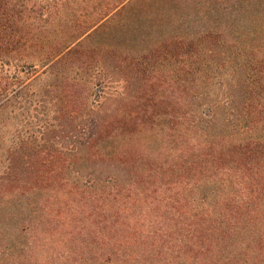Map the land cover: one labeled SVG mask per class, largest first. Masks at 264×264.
I'll list each match as a JSON object with an SVG mask.
<instances>
[{"label":"trees","instance_id":"obj_1","mask_svg":"<svg viewBox=\"0 0 264 264\" xmlns=\"http://www.w3.org/2000/svg\"><path fill=\"white\" fill-rule=\"evenodd\" d=\"M140 1L0 0V123L21 89L50 76L56 112L71 136L79 129L71 150L81 156L67 166L88 169L59 178L65 162L38 157L36 172L54 166L48 200L67 210L72 225L98 240L175 239L200 264H264V0H188L200 17L225 15L237 25L217 29L213 20L206 32L153 40L147 53H114L120 62L156 63L152 74L144 66L123 83L106 68L93 70L91 40ZM225 66L235 82L223 114L220 101L201 107L196 99ZM89 96L104 100L83 114ZM162 104L175 108H152ZM148 135L164 147H133ZM205 182L218 186L212 203L195 193Z\"/></svg>","mask_w":264,"mask_h":264},{"label":"rangeland","instance_id":"obj_2","mask_svg":"<svg viewBox=\"0 0 264 264\" xmlns=\"http://www.w3.org/2000/svg\"><path fill=\"white\" fill-rule=\"evenodd\" d=\"M174 3L171 0L140 1L115 16L114 20H109V24L98 30L91 40L95 54L89 59L93 70L106 68L114 74L116 80L120 78L122 81L125 77L128 81L129 78L137 76L140 68L147 66L148 76L153 73V66L156 64L153 58H145L139 62L135 60L133 63L128 60L120 62V59L114 60L113 54L147 53L152 48L153 40L172 38L176 34L187 36L196 29L206 32L213 20H218L215 27L217 29L237 25L236 21L225 15L218 18L210 16L208 19L203 15L200 17L192 9L191 1L176 2L177 6ZM230 3L233 4L232 0H227L226 5ZM168 16H173L174 19L167 25L161 24ZM156 17L159 18V23L156 22ZM141 31L147 36L144 44L139 43L142 42L139 41ZM209 43L210 41L206 45ZM141 48L145 51L141 52ZM158 66L159 64L156 67ZM41 71L43 70L36 75ZM234 82L232 68L225 66L217 73L216 80L205 88L202 96L196 99V103L207 107L208 104L217 105L220 101V111L223 114L229 112L230 106L225 105L224 100L233 92ZM53 83L50 76L36 77L30 88L21 89L14 97L1 118L0 264H200L194 253L188 251L187 246H177L179 242L175 239H165L161 243L150 245L138 236L133 241H124L123 238L106 241L98 240L96 236H88L76 222L72 225L68 221L69 213L63 206L49 201L52 195L51 187H46L49 178L52 183L51 180L57 175L59 178L66 175L73 177L79 175L78 170L88 169L80 163H75L76 167L67 166L68 159L77 161L81 156V152L71 150V143L76 146L80 144L79 129L75 127L74 130L78 134L77 138L71 136L60 113L56 112L60 106L56 107ZM18 87L20 88L19 85ZM103 100L99 96L96 100L95 96H89L86 106L88 109L83 114L94 113L96 108H92L90 104L93 101L98 104ZM152 108L166 111L175 107L162 104ZM149 138L150 136H138L133 141V147L139 148L141 143L144 145L139 150L146 148L149 152H157L164 147L161 142L151 143ZM38 157H43L45 161L59 158L61 165L65 162L61 170H58L62 173L53 176L54 166L50 167L49 164L43 167V171L36 172ZM90 171H96V168ZM217 188L213 182H205L200 184L195 193L212 203L215 201Z\"/></svg>","mask_w":264,"mask_h":264}]
</instances>
